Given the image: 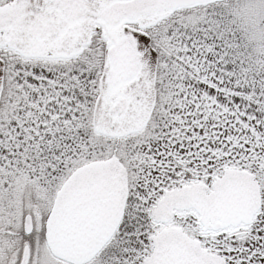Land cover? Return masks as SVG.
Masks as SVG:
<instances>
[{
	"label": "snow or ice",
	"instance_id": "1",
	"mask_svg": "<svg viewBox=\"0 0 264 264\" xmlns=\"http://www.w3.org/2000/svg\"><path fill=\"white\" fill-rule=\"evenodd\" d=\"M0 264H264V0H0Z\"/></svg>",
	"mask_w": 264,
	"mask_h": 264
}]
</instances>
